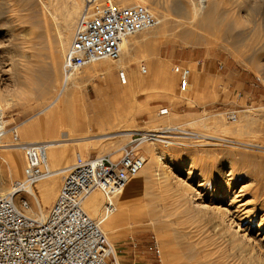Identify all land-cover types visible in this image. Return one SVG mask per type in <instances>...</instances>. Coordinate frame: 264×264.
<instances>
[{
	"label": "rangeland",
	"instance_id": "obj_1",
	"mask_svg": "<svg viewBox=\"0 0 264 264\" xmlns=\"http://www.w3.org/2000/svg\"><path fill=\"white\" fill-rule=\"evenodd\" d=\"M85 1L0 0V107L6 111V124L18 130L20 142H63L59 148L66 161L49 165L56 171L55 187H42L52 178L34 186L43 211L49 215L61 189L59 170L74 165L78 157L110 155L116 160L133 135L154 136L156 130L178 128L154 146L155 153L165 156L156 164L150 162L152 141L140 148L148 162L145 170L151 168L154 173L144 170L130 182L125 191L132 203L128 211H120L122 203L116 201L117 212L104 224L118 264H259L256 257L262 254L258 248L239 251L238 243L229 240L239 232L238 239L249 245L255 244L254 240L264 243V150L246 145L264 146V0H218L205 22L184 29L177 23L181 17L177 8L180 4L191 8V0H114L120 6L141 3L154 9L160 21L167 22L166 36L153 43L144 41L146 35L129 38L127 46L135 45V49L130 56L123 55L122 62L132 68H121L118 60L101 61L72 75L80 113L70 116L62 127L38 122L47 115L41 114L42 109L66 83V55ZM99 3L93 0V7ZM70 23L72 36L62 53ZM104 62L116 66L111 76L104 77L93 68ZM176 65L191 70V87L186 93L180 90ZM53 66L58 80L53 76L37 79L38 70L47 74ZM120 69L126 73L124 83L127 79L129 83H122ZM97 88L103 94L106 113L119 114L121 124L113 121L111 126L98 128L92 118ZM114 88L127 89L129 95H109L107 90ZM125 107L130 111L127 116ZM163 110L168 114L162 115ZM232 114L236 122L230 121ZM79 115L84 120L82 131L73 126ZM90 125L96 127L93 133ZM179 130L223 138L226 143L201 141ZM83 138L89 140L81 141ZM3 141L12 142L11 136ZM15 163L18 176L0 160L6 193L25 178L23 151ZM136 182L141 185L134 191ZM94 193L101 199L96 212H89L84 205L93 218L103 204L102 194ZM21 198L30 202V215H39V205L31 196L22 194ZM218 208L228 210V231L212 227L203 217Z\"/></svg>",
	"mask_w": 264,
	"mask_h": 264
},
{
	"label": "built area",
	"instance_id": "obj_2",
	"mask_svg": "<svg viewBox=\"0 0 264 264\" xmlns=\"http://www.w3.org/2000/svg\"><path fill=\"white\" fill-rule=\"evenodd\" d=\"M159 24L160 19L147 5L120 6L114 0H100L96 10L79 21L66 55L65 72L73 75L100 61L118 60L126 40ZM174 73L179 77L181 92H188L191 70L176 65ZM121 77L125 81L123 74ZM167 114V110L162 111V115ZM6 120V111L0 107V141L10 135L13 142H20L18 130L10 129ZM236 120L232 114L230 121ZM150 136L133 135L116 160L110 155L78 157L74 165L60 172L61 189L46 221L28 216L30 202L21 195L31 196L39 205L28 190L52 175L48 146L23 145L25 178L0 197V264H118L103 227L117 212L116 198L145 169L146 157L140 148ZM94 192L103 196L95 218L84 210Z\"/></svg>",
	"mask_w": 264,
	"mask_h": 264
},
{
	"label": "bare ground",
	"instance_id": "obj_3",
	"mask_svg": "<svg viewBox=\"0 0 264 264\" xmlns=\"http://www.w3.org/2000/svg\"><path fill=\"white\" fill-rule=\"evenodd\" d=\"M120 1H124V0H120ZM42 3L43 2H41V5H42ZM92 3H93V0H86L85 1L84 5H83V8L81 10V13H80L82 17L87 16L90 12H94V10H96L97 6H94L93 7V4ZM191 3H192L191 8H188L189 6H186L187 4L186 5L185 4H180V6L177 8L178 13L181 15L180 18H177V23L179 24V26L182 29H184L186 27H191L192 28L197 23H203V22H205V20L208 18V15H210V13L212 12L213 8L217 5L218 0H191ZM44 7L45 6H43V9H44ZM153 12L155 13V11H153ZM1 14H3V12H1L0 15ZM51 14L54 15L53 12H51ZM166 23L167 22H165V20L163 19V20L160 21V24L157 27H155L153 29H150V30H146V31H144L143 33H141L139 35H146V36H148V37H146V36L144 37L145 38L144 41H146V43H153L154 41H156L158 39L160 40V39H162L163 37L166 36V33H167V24ZM68 27H69V33H68V36H66L65 40L62 43V48H61L62 53H65L66 46L68 45V43H69V41L71 39V36H72V23H70ZM127 42H128V40H126L124 42V44L122 46L123 53H122L121 57L118 59V61H121V63H122L121 64V68L123 67V69L124 68H132L131 67L132 64H131V66L130 65H127V64H124L122 62L123 61L122 60V56L123 55H124V57L126 55L127 56H130L131 55V52L135 49V45H132V44L130 45V47H128L127 46ZM125 51H126L127 54H125ZM103 61H110V60H103ZM93 68L96 69V70L98 69V74H101L102 76L106 77L108 75H110V76L112 75V73L116 69V66L114 64H111V63H108V62H104L102 64H98V66H94ZM123 69H120L121 70L120 77H121V74H123L124 75V79L126 80V78H125L126 73L124 72ZM141 71H143V69ZM133 72L135 74V71L134 70H133ZM47 76H53L56 80H58L57 67L56 66H53V69L51 68L50 73H47V74H43L41 72V70H38V72H37V79H39L41 81L42 80L41 77H47ZM71 76L72 75H69V74H67V72H65V79H66L65 85L62 86V88L58 91V93L53 98V100L45 108L42 109L41 114L47 113V115L43 119L39 120L38 122L47 121L46 122L47 124L49 123L50 125H54V126L57 125V126H61L62 127L63 125L65 126V123H66V121L68 120V118L70 116L74 115L75 113H80L81 108L78 107L75 104V103H77V101H74V90L72 88V86L74 85V83L72 81V77ZM133 79H134V77H133ZM122 83L123 84L129 83L128 82V79H127L126 83H124V80L122 81ZM133 83H134V81H133ZM139 83L140 82H139V79H138L136 81V84L138 85V87H139ZM63 87H64V90H63ZM97 91H98V103L96 101V104L97 105H96V107L94 106L95 107V110H94L95 111V114H94V116L92 118L96 122H98L97 123L98 124V128L100 127V129H101V128H106L108 126H111L113 124V121H115V123L118 122V124H121L122 122H121V120H119V117H120L119 114H118V116H114L113 117L110 114H107L106 113V108H105V105H104V97H103V94L100 92L101 91L100 88H97ZM107 92L109 93V95H113L116 98H126L129 95V90H127V89L120 90L118 88H114L113 90L108 89ZM123 110H124L123 112H126L125 113L126 116H127L128 112H130L128 110V107H125V109H123ZM124 115H122V116H124ZM79 116L78 117L76 116L77 117V120L75 119L76 122L75 123L73 122V126L76 129V131H82L84 129V120H83V118L81 116L80 117ZM94 129H96V127L94 128L91 125L89 126V132L93 133L94 132ZM172 130H178V128L177 129L176 128H174V129L173 128H167L164 132H162L161 130H159V131L156 130V131L152 132V133L156 134L154 136L153 135L150 136L151 137L150 138V141H152V142L149 144V147H148V149H149V155H150V162L152 164H156V162L159 159L162 160V158L165 157L164 155H159L158 153H155L154 152V150H155V147L154 146L158 142H164L163 141V138L165 139V136H167ZM180 131H181L182 134L183 133H188V134L191 133L189 131H184V130L183 131L182 130H179V132ZM27 132H28V137H29L30 136L29 135L30 132L29 131H27ZM181 133H179V134L181 135ZM158 134H160V135L157 136ZM188 134H185V135L190 136V137H194V138H198L201 141L210 140V139H217V140H221L223 142L225 140L223 138H217V137L210 136V135H203V134L199 135V134H195V133H194V135L192 133L190 135H188ZM93 137H95V136H90L89 138L91 139ZM87 140H89V139L88 138L81 139V141H84V142H86ZM74 142H77L78 143L80 141L74 140L73 143ZM167 143H169V142H166L165 145H169ZM225 143H226V140H225ZM24 144L35 145L37 143H34L33 141L32 142L31 141L30 142H18V143L13 142V141L12 142L8 141L7 143H5L3 141V139L0 141V149H1V151H0V160L2 161V163L6 164L9 167V170H10V172L12 174H15L17 176H18L19 172H18V170L16 169V166H15V164H16L15 163V157L19 154L20 151H22V148L24 147L23 146ZM45 144L48 146L47 160H48V168L51 171L49 165L55 164L54 161H62V160H65L66 159V158L63 157L64 150L61 149V148H59L63 144V142L62 141H59V140H55V141L45 142ZM246 145L250 149L254 148L256 150L257 149L264 150V146H260V145L254 144V143L253 144L252 143H249V144H246ZM1 152H2V154H1ZM146 165H148L147 159H146ZM67 169L68 168H66V169H64L62 171H65ZM143 171L140 174H138V175H141L143 173ZM51 172H52V175H50L47 178L48 179L49 178H52V179H50L45 184H43L42 187H48V186L55 187V185L57 183V181L55 179L56 171H51ZM59 172H61V171H59ZM145 173L146 174L147 173L148 174H150V173L152 174L154 172L150 168V170H145ZM155 176L156 177H159L160 174L156 173ZM24 177H25V174H24ZM225 177H229V176H225ZM3 183H4V179H3V175H2V173L0 171V197H2L6 193V191L4 189H2V184ZM140 183L141 182H136L135 183V185L133 186V190L134 191L137 190V189H139V187L141 185ZM228 187H230V186L228 185ZM28 192L30 194L35 195L34 188H29ZM49 193H50V191H49ZM47 199H48V197H47ZM47 199H46V201H47ZM116 201H118L120 204L122 203L121 210L120 211H128V207L130 206V204H132L131 203V197L129 195L125 194V191L119 197L116 198L115 202ZM100 203H101L100 196L98 194H96V193H93L87 199L86 204H85V207H86V209L89 212L94 213L98 209ZM117 210H118V208H117ZM27 214L31 218L36 219V220H39V221H46V219H47V215L43 211V208H42V205H41L40 202H39V215L38 214L36 215L35 213H33V214L30 215V210L28 211ZM203 217L208 222H210V224L214 228L219 227L221 229V231L222 230H224V231L230 230V227H231L230 224H229L230 215L228 214V210L226 212V211L221 210L220 208L213 209L210 212H206ZM242 225H243L242 224V221H240V223L238 225V228L241 229ZM104 232H105V230H104ZM106 236H107V234H106ZM238 237H241L239 235V232H235V234L231 237V239L229 241L230 242L231 241L232 242H235V244L238 243V245L236 247H237V249L239 251L240 250L243 251L242 248H244V251L245 252H253L255 247L258 248L259 251H260V254H262V257L261 256H259V257L257 256L256 257L257 258V262L259 264H264V243H263V241L262 240H254V241H256V243L253 244V245H249V244L245 243L243 240L238 239ZM242 238H244V236ZM224 242H225V240H224ZM166 253L167 252L165 251L164 252V258L167 259Z\"/></svg>",
	"mask_w": 264,
	"mask_h": 264
},
{
	"label": "crops",
	"instance_id": "obj_4",
	"mask_svg": "<svg viewBox=\"0 0 264 264\" xmlns=\"http://www.w3.org/2000/svg\"><path fill=\"white\" fill-rule=\"evenodd\" d=\"M64 161H66V159H65V160H62V161H54V163H56V162H61V163H63ZM53 165H54V164H53ZM57 165H59V163H58ZM66 168H69V167H66ZM66 168H64V169H66ZM64 169H61V170H59V171H62V170H64Z\"/></svg>",
	"mask_w": 264,
	"mask_h": 264
}]
</instances>
